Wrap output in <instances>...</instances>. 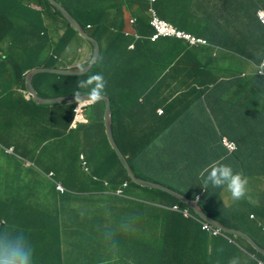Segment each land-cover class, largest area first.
I'll list each match as a JSON object with an SVG mask.
<instances>
[{
    "label": "trees",
    "instance_id": "obj_1",
    "mask_svg": "<svg viewBox=\"0 0 264 264\" xmlns=\"http://www.w3.org/2000/svg\"><path fill=\"white\" fill-rule=\"evenodd\" d=\"M43 1L62 17L61 13L47 0ZM57 1L93 37L95 35L90 33V27L105 29L107 24L113 23V28H123L126 25V29H131L128 17L132 12L139 10L140 13L137 14L133 27L138 34L137 43L134 49H127L126 45L129 39L131 40L134 36L120 34L123 42L118 45L119 53L116 48L111 54L103 50V54L99 53V58L91 68L81 75L35 73L32 77V84L38 94L43 97H52L76 94L77 92L80 94L89 93L91 85L79 88L78 82L87 80L93 73L103 75L106 81L104 95L109 97L111 104L114 139L137 176L166 185L190 199H195L199 193H202L199 195V203L202 208L210 216L229 227L236 224V215H241L238 214L240 212L238 205L254 207L257 210L256 217L264 219V193L259 192L264 183V76L261 75L254 80L251 77L244 78V82L238 89L240 92L232 96L231 102L233 103L229 107L221 106L218 110L214 103V96L217 95V92L208 88L203 91L206 98L201 110L194 109L191 113L184 108L175 113L169 109L170 105L166 102V97L162 98L160 90H157L155 86L160 81L172 85L177 74L187 76L186 70L197 84H202L197 79V75L201 70L208 73L207 66L195 64L194 71H190L192 67L184 62L185 52L175 62L170 60L169 51L160 57L158 48L162 44H167L166 42L173 36H163L154 41L149 39L152 28L148 22L146 0H124V2L123 0ZM159 1L156 0L154 3L156 9H158ZM179 1L184 2L181 3L180 10L185 11L194 7L192 1H190V7L186 0ZM17 3L15 0H0V20L7 19L6 13L12 12L18 5ZM183 4L186 6H182ZM161 5H169V0H162ZM163 6L162 8H164ZM259 6V8H264V0H259ZM178 17L180 20L188 19L181 16L180 11ZM64 22L70 30L69 32H76L67 20L64 19ZM87 24L90 26L89 28ZM95 38L97 39V37ZM35 41L33 47L37 44L43 46L27 50L30 52L27 58L33 60L41 57V52L44 51L42 49L46 47L51 49V42L46 40L45 36H42L41 40L36 39ZM0 52L3 51L0 50ZM20 56L22 57L21 54ZM57 56L56 52L50 51L47 67H61L62 64L59 63ZM106 56L108 57L107 61L103 59ZM122 56L125 59L120 62L118 57ZM6 57L9 59L11 55L7 54ZM24 59L23 56V59L17 60V65L22 68L18 73V79L23 84V92L29 107L22 112V116L25 118L32 111L34 118L25 123L27 129L17 128L19 129L17 139L25 142L27 133L28 136L30 135L29 138L34 140L21 144L22 148L14 147L13 150L20 168L23 160H30L37 172L29 171L26 173V178L20 177L16 180L0 179V248L6 245H21L28 249L32 246V253L36 249V252L41 250L40 254H42L44 242H49L47 237L62 232L63 238L59 237L57 240L78 254H85L86 251L93 252L95 243L99 240L109 244L116 250L111 254H105V261L98 256H94V261L98 264H118L120 254L121 257L123 255V251H120L117 245L118 236L108 240H106L108 237L102 236L101 238V234L105 233L110 226L109 217L112 214L106 208L98 210L97 213L91 212V209L87 210L92 205V203L89 205V196L94 194H98L97 196L103 199L104 204L116 201L117 198H119L118 201L139 202L142 207L145 205L143 212L148 209L149 221L153 222L158 216L155 213L159 211L156 209L159 206L157 198L151 200L139 192L152 191L151 193H155L156 197L159 195L163 197V199L159 198V201L166 213H174L173 216L177 219L184 218L182 212L171 210V208L167 209L164 205H177L180 210L187 208L192 212L188 219L191 223L201 227L198 220L200 216L195 214V211L189 208L185 202L161 189L136 183L128 175L105 134L102 120L103 100L92 102L85 108L89 110L88 123H80L75 128H70L75 102L53 104L34 102L24 87L25 73L33 67H23L26 62ZM215 67L212 69L213 72L208 73V77L220 75L219 66L217 72ZM51 77L56 78L58 83L56 95L38 90V85ZM216 86L219 87L220 84L218 83ZM254 99L256 100L255 105L251 106L249 110L243 109L246 102ZM187 103L189 105H186L187 108L194 104L191 100ZM159 108L164 110L163 113H159ZM12 122H9L10 125L6 127V130L12 129L15 133L16 129L14 130L13 126L10 128ZM21 132H24V135L20 137ZM5 133L11 134L9 137H12L13 133H10V130ZM224 137L237 143L238 147L235 151L227 150L223 144ZM44 139L50 141L52 149L49 147L44 153L45 155L41 154L44 155V159L40 160L41 156L36 157L35 149L37 142L44 141ZM9 147L4 145V150ZM216 162L228 165L234 173L240 172L248 177L246 192L242 198L233 202L229 200L230 203H226L223 195L227 189L226 185L214 187L209 183L205 186L204 178L200 174L205 168L210 171L211 166ZM207 175L208 172H204V177ZM84 180L89 184L82 185ZM57 185H61V191L56 189ZM80 185L82 186L79 187ZM203 189H205L204 192H202ZM117 190H120L121 194ZM84 196L87 201L83 204L84 209L79 215L78 209L80 208L77 205ZM20 200H24V202L21 203ZM42 202L45 204L44 209L41 208ZM98 205H103V202L99 201ZM49 209L56 211L57 226L49 227L48 225ZM86 213L90 216H87ZM202 221L204 220L202 219ZM237 226L240 227L238 224ZM248 227L251 228L250 225ZM96 228H99L100 234L94 235L92 230ZM240 228L249 233L252 232L249 228L243 226ZM258 232L263 234L264 229H259ZM107 233L108 231L106 236H108ZM189 233L192 236H188V241L194 242V247H196V243L202 247L198 240L201 236L198 229ZM223 235L227 236L228 234L217 233L216 236ZM17 236H21V243L18 242ZM206 236H208L207 232ZM227 237L233 238L234 235L231 234ZM150 244L152 243L147 245ZM248 247V254L252 258L247 263L242 260V264H260L261 262L264 264V256L250 243H248ZM261 247L264 248L262 244ZM116 251L118 252L117 258L114 257ZM161 254L160 258H152L153 262L151 261L150 264H169L171 253ZM187 254L176 253L172 264L182 263L186 259L183 258V255ZM189 254H194L195 258L201 262L204 259L205 264H229L234 257L241 256V253H229L231 258L226 259L227 253ZM121 259L120 264H123V259L126 258ZM36 260L40 261V258L33 255L32 264H36ZM183 263L186 264V261ZM67 264L88 263L86 258H81L76 263L67 262Z\"/></svg>",
    "mask_w": 264,
    "mask_h": 264
},
{
    "label": "crops",
    "instance_id": "obj_2",
    "mask_svg": "<svg viewBox=\"0 0 264 264\" xmlns=\"http://www.w3.org/2000/svg\"><path fill=\"white\" fill-rule=\"evenodd\" d=\"M15 1L16 3H20H17L18 5H16L12 12L6 13L7 19L3 21L0 20V50H2L4 54L2 55L0 53L1 133L12 130H6V127L10 125V121H13L10 128L13 126L14 130L16 129V131H18V127L25 126L26 122H30L34 118L32 111L30 112L31 114L26 115L25 118L22 116V112L29 107L23 92V84L18 79V73L22 68L20 65H17V60L23 59V56L26 57L30 55V52L27 50L33 48L37 49L39 46H43L42 44H37V46L33 47L36 39L41 40L42 36H45V39L51 42V49L50 47L42 49L44 51L41 52V55L44 53L47 54L44 63L40 64V61L37 59L36 62H32L29 67H47V59L50 51H54L58 55L57 58L59 59V63L62 64L61 68L83 66L89 62L92 56V45L89 46L86 41H83V38L77 32H69L70 30L67 28L65 22H63L43 0ZM190 1L196 3V1L199 0H186L187 4ZM161 2L162 0L159 1L157 9L161 17L172 22L179 29L206 38L208 44L199 46L191 45L186 40L173 37L166 42L167 44H162V46L158 48L160 57L166 55L169 51L170 60H174L173 62H175V60L180 58L185 52L186 57L184 58V62L186 65L189 64L192 67L190 71H194L195 64L206 65L208 73L210 71L213 72L212 69L214 66H216L215 70L217 72V67L219 66L220 75L218 77H208V73L201 70L198 72L197 79H199L202 84H197L195 80L189 76L191 74L186 70V73L189 75L186 74L187 76H184L177 74L172 85H167V82L160 81L155 88L160 90L162 98L164 96L166 97V102L170 105L169 109L175 113L180 112L184 108L191 113L194 109L201 110V106L206 98V94L203 91L208 88L217 92V95L214 96V103L218 110H220L219 107L221 106L229 107V105L233 103L231 102L232 96L240 92L238 89L244 82V78L251 77L254 80L261 77L258 73V66L264 62V24L257 16V11L260 7L259 0H206V2L212 4L207 7L209 13L202 17H197L199 21L189 20L188 17L186 20L179 19L178 15L181 3L184 2L169 0V5L166 6L161 5ZM226 2L228 3L226 4ZM162 6L164 8H162ZM190 12V16L194 17L195 14H192L194 10ZM138 13H140L139 10L134 13L132 12L128 17V23L133 22ZM204 17L209 20L207 28H204V25L201 23V19ZM112 25L113 23H110L107 24V28L105 29H97L87 24V27H90V33L97 37V39L94 38L99 43V53L105 50L111 54L114 48H116L119 53L120 48L118 45L120 42H123L120 34L127 35L126 32H128L129 35H135V31L126 29V25H124L123 28H113ZM61 36L62 39L60 40ZM33 38L34 40H32ZM136 40L137 37H132L131 40L129 39L128 44L134 43L136 45ZM7 54H10L11 58L7 59ZM18 57L21 58L17 59ZM67 57L72 58L67 59ZM118 58L120 62H123L125 59L124 56ZM103 59L107 61L106 59H108V57L106 56V58L104 57ZM95 74L96 73H93L92 75ZM218 83L220 84L219 87L216 86ZM57 84L56 78L51 77L42 81L41 84L38 85V90L43 93H54L57 91ZM10 92L16 96V99L15 101L6 102L3 98ZM190 100L193 101L194 104L187 108V102ZM255 101L254 99L250 102H246L244 105L245 108L243 109L249 110L251 106L255 105ZM24 129H27V127ZM10 135L3 134L0 139V179L16 180L20 177L26 178L23 176V172L25 171H22L25 168V164L22 162L23 167L20 168L14 157V150L13 153L8 152V150L9 148L14 149V147L22 148L20 146L21 144L28 143L34 139L29 138L30 135L28 136L27 133L25 134V142L17 139L16 132L12 134V137H9ZM4 145L5 147H10L4 150ZM4 162L5 166L3 165ZM25 162L29 163L30 160ZM87 184H89V182L84 180L82 185L85 186ZM139 192L151 200H154V197H156L155 193H151L152 191ZM259 192L264 193V190L259 189ZM97 195L98 194L89 196V205L90 203H92V205L89 206L87 210L91 209V212L97 213L98 210L106 208L110 211L112 215L109 217L110 226L107 230L108 236H106V231L101 234V238L102 236L108 237L106 239L108 240L118 236L117 245L120 251H127V254L122 255V258H126L123 259V264H150L151 260L149 259L160 258L162 256L161 253H171L169 264L173 263L176 253L188 254L183 255V258L186 259L182 261V263L176 262L175 264H184L183 262L185 261L186 264H197L199 262L205 264L204 259L203 262H201L195 258L194 254L191 255L189 253H227L226 259L231 258L229 253H241V256L238 258L239 264H242V260H244L245 263L248 261L250 262L252 258L250 254H248V243L242 240L243 237L239 238L234 235L233 238L229 239L225 236H216L210 233L206 236V232L203 231L202 226L200 227L199 225L197 226L191 223L190 219H188L190 216L184 215V218L177 219L173 216L174 213H166V210H163L161 206L156 207L159 211L155 214L158 216L151 222L149 221L150 215H147L148 209H145V212H143V207H145V205L142 207L141 203L133 202V200L128 202L124 200L118 201L119 198H117L116 201L104 204L103 199ZM157 198L163 199L160 195L159 197L157 196ZM86 201V196H84L77 205L78 208H80H77L79 210V215L84 209L83 204ZM99 201H102L103 205H98ZM157 202L161 203L159 199H157ZM43 206H45L44 202H42V209H44ZM243 210L246 212V215H248L249 212L256 209L251 206H246ZM47 215L49 227L57 226L58 220L56 211L49 209ZM86 215L90 216L88 213H86ZM92 222L90 224L93 228ZM253 223L254 220L247 218L237 224L249 228L248 226L253 225ZM197 229L198 233L201 235L198 240L201 242L202 247H199L197 243L196 247H194V242L188 241V236H192L189 232H193ZM249 229L252 231L249 234L254 238L256 237L255 239L264 246V233L256 232L251 228ZM92 233L94 235L100 234L99 228L93 229ZM56 235L53 234L47 237L49 238V242H44L42 254H40L41 252H36L37 250L34 249V254H32V256L35 255L37 258H40V261L36 260L38 264L76 263L79 259L87 258L90 254H93L92 251H86L85 254H78L77 252L71 251L69 247L61 244L57 240L59 237L63 238V236H61L62 232H57ZM17 237L19 238L18 242L21 243V236ZM130 241H133L134 245L138 248H133L130 245ZM149 243L152 244L147 245ZM31 247L28 249H31ZM114 254V257L117 258L118 252L116 251Z\"/></svg>",
    "mask_w": 264,
    "mask_h": 264
},
{
    "label": "clouds",
    "instance_id": "obj_3",
    "mask_svg": "<svg viewBox=\"0 0 264 264\" xmlns=\"http://www.w3.org/2000/svg\"><path fill=\"white\" fill-rule=\"evenodd\" d=\"M147 2V15H148V22H149V25L151 26L152 28V32L151 34L149 35V39L151 41H154L151 39V35L154 33L155 29L154 27L150 24V19H151V12H150V8H152L155 12V15L161 19V20H164L170 24H172L175 28H177L178 30L180 31H184L185 33H188V34H191V35H194V36H197L199 38H203L207 41L206 38L204 37H201V36H198V35H195L193 33H190V32H187L186 30H182V29H179L176 25H174L172 22L168 21L167 19L161 17L159 15V13L157 12V9L154 7V3L156 2V0H154L153 2H149L148 0H146ZM260 9H264V8H259L258 11ZM258 11H257V15H258ZM133 18V17H132ZM259 18V16H258ZM260 20V18H259ZM261 21V20H260ZM135 22H136V17L134 19L133 22H130V26H131V29H133L134 25H135ZM263 23V22H262ZM86 31V30H85ZM87 32V31H86ZM88 33V32H87ZM89 34V33H88ZM126 34H128V32H126ZM134 37H137L138 38V34L135 32V35H133ZM173 37H176V38H180V39H183V40H186L188 43H190L186 38H183V37H177V36H174V35H171ZM163 36H160L159 38H161ZM158 38V39H159ZM157 40V39H155ZM191 44V43H190ZM191 45H195V44H191ZM199 45H203V44H198L197 46ZM127 48L129 50H132L135 48V44L134 43H130L128 44ZM93 49V47H92ZM1 53V52H0ZM2 55L3 52L1 53ZM99 57V56H98ZM98 59V58H97ZM95 63V62H94ZM93 63V64H94ZM86 65V64H85ZM261 65V64H260ZM84 66V65H83ZM81 67V66H80ZM91 68V67H90ZM30 70V69H29ZM28 72V71H27ZM26 72V73H27ZM25 73V74H26ZM258 73H259V66H258ZM260 75L264 76V74H261L259 73ZM81 75V74H80ZM87 85H94V87H91L90 88V91L88 93V95H86L87 99H82L81 97H84V96H81L79 92L76 93L75 95V98L78 99L75 102V106L80 104V105H83L82 107V111L80 112L82 114V117L84 119V121H80V122H76L75 121V112L73 114V119L71 121V124H70V128H75L78 124L80 123H88V116L85 115V108L91 104L92 102H98L100 101L101 99H103L104 97V92H105V86H106V81L103 77V75L101 74H95V75H92L90 77H88L87 80H84V81H79L78 82V87L79 88H86ZM71 95V94H70ZM60 96V95H59ZM54 97V96H52ZM82 100V101H81ZM83 100H88V101H92L90 103H87ZM71 102V101H70ZM53 104V103H52ZM74 111V109H73ZM163 109L162 108H159V113H163ZM226 137L223 138V140L225 139ZM228 139V138H226ZM230 140V139H228ZM230 141H233V140H230ZM235 142V141H233ZM236 143V142H235ZM224 144V142H223ZM225 145V144H224ZM237 145V143H236ZM226 147V146H225ZM238 147V145H237ZM227 148V147H226ZM12 149V148H11ZM8 150V152H10V150ZM237 149V148H236ZM235 149V150H236ZM228 151H230L228 148H227ZM233 150V151H235ZM233 151H230V152H233ZM10 153H13V149H12V152ZM24 163V162H23ZM25 164V163H24ZM204 172H208V175L206 177H204ZM201 177L204 178V184L205 186H207L209 183L212 184V186L214 187H222V186H227V189L231 192V193H227L228 195L231 196L232 194V197L234 198L233 201H235L236 199H240L242 198L244 195H245V192H246V186L248 184V178L246 176L243 175V173H240V172H236L234 173L233 172V169L228 166V165H225V164H222V163H219V162H216L214 165L211 166V170L209 171L208 168H205L202 172H201ZM262 190H264V183L262 184ZM58 186H60V189H58ZM166 186V185H165ZM168 187V186H167ZM170 188V187H169ZM56 189H58L59 191L62 190V187L61 185H57L56 186ZM174 190V189H173ZM176 191V190H175ZM205 189L202 190V192H204ZM118 193L121 194V191L120 190H117ZM166 192V191H165ZM225 193L223 194L224 195V200L226 201V203H230L229 200L227 201L226 200V197H225ZM202 193H199V195H201ZM172 195V194H171ZM199 195H197L195 197V199H192V200H196L199 202ZM174 196V195H173ZM158 205L160 206L161 204L158 203ZM201 205V204H200ZM239 208H240V212L238 214H241V215H236V219H235V223L236 224H232V226H227L225 224H222L225 225L228 229H231V230H238V231H241V232H244V233H247L248 235L249 232L245 231L244 229L240 228L242 227L240 224H238L240 227L237 226V223L240 222V221H244L246 220L247 218L250 219V220H254V223L253 225H250L251 226V229H254L256 232L259 231V229H264V219H258L256 217V213H257V210L255 211H251L248 213V215H246V212L243 210V207L247 206V205H238ZM165 208H171V210H176V211H180L183 213V215H186V216H190L192 215L191 211H189V209L185 208L183 210H180L179 207L177 205H171V206H168V205H164ZM189 207V206H188ZM190 208V207H189ZM205 211V210H204ZM206 212V211H205ZM195 214H197L195 212ZM206 214L208 216H210L207 212ZM198 215V214H197ZM212 217V216H210ZM201 218V219H200ZM198 218L201 226H202V229L203 231L207 232V233H210L211 235H217V233H222V234H228L227 236H230L231 234L232 235H235V236H240L238 234H234V233H231V232H228L226 231L225 229H222L220 226H217L205 219H203L202 217ZM213 218V217H212ZM202 219L204 221H202ZM215 220H217L216 218H214ZM219 221V220H217ZM220 222V221H219ZM224 236V235H223ZM225 236V237H227ZM251 236V235H250ZM241 237V236H240ZM252 237V236H251ZM229 238V237H227ZM232 238V237H231ZM258 244H260L254 237H252ZM230 239V238H229ZM244 239V238H243ZM246 240V239H245ZM247 241V240H246ZM248 242V241H247ZM250 243V242H248ZM251 244V243H250ZM261 245V244H260ZM263 248V247H262ZM262 263V262H261ZM0 264H32V249H26L24 248L23 246L21 245H6L4 246L3 248H0ZM229 264H239V259L238 258H233ZM263 264V263H262Z\"/></svg>",
    "mask_w": 264,
    "mask_h": 264
},
{
    "label": "water",
    "instance_id": "obj_4",
    "mask_svg": "<svg viewBox=\"0 0 264 264\" xmlns=\"http://www.w3.org/2000/svg\"><path fill=\"white\" fill-rule=\"evenodd\" d=\"M55 9H57L62 17L67 20V22L76 30V32L84 39H87L92 43V56L89 60V62L81 67H74V68H61V67H34L31 68L24 76V87L26 89V92L31 97V99L38 103V104H52V103H59V102H70V101H76L78 99L75 98L76 94L71 95H60V96H54V97H42L38 94V92L35 90V88L32 85V77L35 73L38 72H50V73H57V74H63V75H80L86 73L90 67L93 65V63L97 60L99 56L100 46L98 41L90 36L85 29L82 27V25L76 20L75 17H73L66 8L57 0H47ZM82 99H87L86 95L88 93H82L80 94ZM104 102V109H103V125H104V131L107 136V139L109 141V144L112 149L115 150L118 157L120 158L123 166L126 168L128 175L136 182L145 186L154 187L161 189L163 191H166L175 197L179 198L183 202H185L190 208H192L200 217L203 219L220 226L222 229H225L228 232L238 234L244 239H246L248 242L251 243L253 247L257 249L258 252H260L264 256V248L261 247L260 244H258L250 235L247 233L238 231V230H231L228 229L225 225H223L221 222L215 220L214 218L208 216L200 203L196 200H192L188 198L186 195L175 191L161 183L149 181L147 179L140 178L137 176L128 162L126 156L122 152L121 148L119 147L117 141L114 139L113 131H112V113H111V104L109 97L107 95H104L103 99ZM82 101V100H81ZM87 103H90L92 101L83 100Z\"/></svg>",
    "mask_w": 264,
    "mask_h": 264
},
{
    "label": "rangeland",
    "instance_id": "obj_5",
    "mask_svg": "<svg viewBox=\"0 0 264 264\" xmlns=\"http://www.w3.org/2000/svg\"><path fill=\"white\" fill-rule=\"evenodd\" d=\"M228 2H226V4H227ZM212 3H208V2H206V0H199V1H196V3H192V6H194V7H192V8H190L189 10H180V15L181 16H185L186 18L188 17L190 20H193V21H199L198 19H197V17H202L203 15H205V14H207V13H209L208 12V10H207V7L209 6V5H211ZM182 6H186V4H183ZM189 7H190V2H189ZM212 7V6H211ZM53 9V8H52ZM214 9V8H213ZM192 10H194V14H195V16L194 17H191L190 15V11H192ZM216 10V9H215ZM63 22H64V19L60 16V15H58V14H56ZM55 15V17L57 18V16ZM208 18H206V17H204L203 19H201V23L204 25V28H207V23H208ZM83 41H86L88 44H89V46H91L92 45V43L90 42V41H88L87 39H85L84 40V38H83ZM208 43L206 42V43H203V45H207ZM103 52L101 51V54H102ZM46 53H44V54H42L41 55V57L38 59L39 61H40V64H42V63H44V60H45V57H46ZM29 56V55H28ZM28 56H26L25 57V59H24V61H26L25 62V64L23 65V67L25 66L26 68H29V66H30V64L32 63V62H36V60H33V59H29V58H27ZM72 57H67V59H71ZM91 76H92V74H91ZM91 87H94V85H91ZM50 94L51 95H56V93L54 92V93H52V92H50ZM12 92H10V93H8L7 94V96H5L3 99L6 101V102H9V101H15V97L16 96H14L13 95V97H12ZM58 96V95H57ZM85 115L86 116H89V110L88 109H85ZM1 121H2V119L0 118V123H1ZM22 128H25V126H23ZM18 131H16V133H17ZM10 133H13V130H10ZM19 133V132H18ZM3 134H7V133H1L0 132V139L2 138V135ZM8 135H10V134H8ZM24 135V132H21L20 133V137L21 136H23ZM50 141H48V140H45L44 139V141H39V142H37V146H36V149H35V155H36V157L38 156V155H40L41 157H40V160L41 159H44V153L45 152H47V149H49V147H50V143H49ZM41 151V152H40ZM90 153V152H89ZM41 154H44V155H41ZM23 162L25 163V167H26V169L24 170L25 172H23V176L24 177H26V173H28L29 171H32V172H37V170H35L34 169V166H33V163L32 162H29V163H26L24 160H23ZM36 162V161H35ZM3 165L5 166V162L3 163ZM23 167V165L21 166V168ZM23 171V170H22ZM14 176V175H13ZM13 176H11V177H13ZM245 176V175H244ZM247 177V176H246ZM248 178V177H247ZM225 192H227V193H231L228 189H226V191ZM227 193H225V197H226V200L228 201V200H234V198L232 197V196H230V195H228ZM24 198H26V197H24ZM154 198H157V197H154ZM27 199H30L29 197H27ZM157 199H159V198H157ZM20 202L22 203V202H24V200H20ZM130 245L133 247V248H135V249H137L138 247L136 246V245H134V243H133V241H130ZM116 250V248H113L112 246H110L109 244H106V243H102L100 240L98 241V242H96L95 243V247H94V250H93V254H90L89 255V257H87L86 258V261H87V263L88 264H98V262H96V261H94V256H98V257H102V259H103V261H105L104 260V257H105V254H111L112 252H114ZM40 252H41V250H40ZM34 253V252H33ZM32 253V254H33ZM122 254H127V251L126 250H123V252H122ZM122 257H121V254H120V257H119V261H118V264H120V261L122 260L121 259ZM149 260H151L152 261V258H150ZM153 262V261H152Z\"/></svg>",
    "mask_w": 264,
    "mask_h": 264
},
{
    "label": "built area",
    "instance_id": "obj_6",
    "mask_svg": "<svg viewBox=\"0 0 264 264\" xmlns=\"http://www.w3.org/2000/svg\"><path fill=\"white\" fill-rule=\"evenodd\" d=\"M149 2H153L154 0H148ZM151 12V19H150V24L154 27L155 31L151 35V39L155 40L158 39L160 36H177V37H183L186 38L191 44H203L206 43L207 41L203 38H199L197 36L185 33L184 31H180L177 28H175L172 24L159 19L156 15L155 12L152 8L149 9ZM258 16L260 20L264 23V9H260L258 11ZM259 73L264 74V62L259 65ZM83 105H76L74 107V112H75V121L80 122L84 121L82 114L80 113L82 111ZM225 146L230 150L233 151L237 148V145L235 142L230 141L228 139L223 140ZM12 152V149L10 150ZM58 189H60V186H58ZM262 264V263H260Z\"/></svg>",
    "mask_w": 264,
    "mask_h": 264
}]
</instances>
